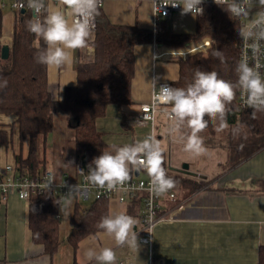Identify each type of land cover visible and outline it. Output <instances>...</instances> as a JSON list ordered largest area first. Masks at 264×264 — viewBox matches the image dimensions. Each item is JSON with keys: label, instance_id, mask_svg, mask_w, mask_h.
I'll list each match as a JSON object with an SVG mask.
<instances>
[{"label": "crops", "instance_id": "obj_1", "mask_svg": "<svg viewBox=\"0 0 264 264\" xmlns=\"http://www.w3.org/2000/svg\"><path fill=\"white\" fill-rule=\"evenodd\" d=\"M12 1L0 0V43L9 47L13 41L19 12L12 8ZM102 7L113 23L137 25L152 29L154 33L162 25L175 33H192L196 29L198 16L182 15V11L155 23L152 3L147 0H105ZM209 39L211 40L210 37ZM209 39L198 42L199 46L207 48ZM205 40H208V44L204 43ZM190 43L193 41L185 44ZM168 47L180 48L156 40L136 46L135 74L131 88L133 102L122 107L110 105L106 115L96 121L97 129L104 133L108 147L123 146L148 137L149 127L134 123L138 105L150 100L154 91L151 82L154 79L157 88L162 82L171 83L176 80L179 77L178 58L189 54L184 50L185 47ZM88 55H91L88 48L79 49L75 51L74 62L70 67H47L48 87L56 99L63 96L66 86L76 84L77 63L81 56L85 58ZM58 116L63 121L60 135L52 139L53 146L58 151L50 161L45 148L43 169L52 170L58 179L67 176L74 178L78 176L76 170L81 163L76 157L75 132L68 126L66 112L58 109L54 123ZM123 117H126L125 122ZM173 123L166 114H158L157 139L165 154L169 144L171 149L175 142L184 143V135L188 131L183 128L179 133L172 132ZM54 128L55 126L51 133L57 134ZM54 156L56 159H53ZM227 159L222 170L212 179L206 172L191 170L190 162L189 170L193 174L174 169L181 168L185 160L175 164L173 168L170 166L171 175H177L179 181L174 189L181 193L177 194L172 189L177 198L170 200L164 196L163 204L165 209L175 210L176 217L155 227L152 245L140 240L139 223V227L135 229L139 245L136 248H115L114 242L104 236L102 231L85 236L75 248L68 241L70 219L77 203L72 199L70 204L65 200L60 206L61 241L56 252L48 254L42 244L34 242L30 223L27 227L20 223L23 216L29 220L30 212L24 213V205L29 200L21 199L13 193L0 203V264H90L84 256L85 250L104 246L115 248L117 264L120 261L135 264H149L150 261L151 264H260L259 248L264 245V146L236 164L231 163L230 153ZM6 165L0 166V170ZM138 175L133 172L131 176ZM181 180L187 181L186 186ZM194 182L203 185L193 193H187ZM181 204L183 207L177 209ZM108 206L109 214L123 212L139 222L144 209L141 198H131L124 202L109 199Z\"/></svg>", "mask_w": 264, "mask_h": 264}, {"label": "trees", "instance_id": "obj_2", "mask_svg": "<svg viewBox=\"0 0 264 264\" xmlns=\"http://www.w3.org/2000/svg\"><path fill=\"white\" fill-rule=\"evenodd\" d=\"M102 8H99L97 27L89 41L94 46V52L85 58L81 56L76 66L77 82L75 85L66 86L59 100L48 87L47 66L37 63L35 59L37 51L44 47V43L26 28V22L32 17L30 9L18 10L7 58L1 56L3 44L0 43V83L7 80V87L0 88V114L16 116L20 143H28L25 155L23 152L15 154V166L22 173L35 175L44 165L46 140L53 130L58 109L67 114L68 126L75 132L76 157L86 170L93 158L107 149L108 143L104 139V133L97 129L96 121L106 115L110 105L122 107L133 102L131 88L137 45L156 40L165 45L184 48L186 42L210 37L211 45L209 44L206 52L200 51L204 49H197L178 58L179 77L170 83L171 86L186 87L192 81L197 67L204 71H216L225 80L235 82L237 79L235 67L239 59L238 31L241 30V24L238 18L231 19L215 3L205 5L204 13L197 17L196 29L192 33H175L166 25H162L154 33L152 29L137 25L116 24ZM183 45L185 46L182 47ZM216 50L223 53V62L213 54ZM205 119L208 120V126L214 121L209 117ZM125 121L126 117H123V122ZM225 121L244 125L252 136L245 141L236 137L231 139L229 153L232 164L240 162L264 146V112L257 113L256 118H253L252 109L238 107L237 95L228 106ZM7 125L8 123L0 122V145L9 141ZM164 157L167 174L179 183L177 175H171L165 150ZM181 182L186 186L187 181ZM202 185L203 183L194 182L189 188L194 192ZM76 202L68 235V241L75 248L85 236L102 231L97 224L102 216L109 214L108 199H93L88 205H83L81 201ZM29 203L36 210L29 214L33 240L42 244L45 251L52 255L61 241V203L50 193L32 196ZM259 262L264 264V245L259 248Z\"/></svg>", "mask_w": 264, "mask_h": 264}, {"label": "clouds", "instance_id": "obj_3", "mask_svg": "<svg viewBox=\"0 0 264 264\" xmlns=\"http://www.w3.org/2000/svg\"><path fill=\"white\" fill-rule=\"evenodd\" d=\"M204 2L205 0H171L167 5L181 7L182 15L192 14L197 17L204 13ZM101 3L102 0H22L21 7L32 11L31 19L26 22L27 30L44 43V47L36 53V62L49 68H66L73 64L76 50L90 49L89 41ZM213 3L227 12L231 19L235 17L250 20L248 25L238 31L241 40L248 45L249 55L242 57L236 64V81L225 80L216 71H204L197 67L192 81L186 87L176 88L163 84L156 92V79L151 82L154 90L153 107L171 106L170 119L174 122L171 131L179 133L187 128L184 151L195 156L205 155L208 151L204 138L200 135L208 127L205 117L212 120L219 118L221 123L217 131L225 129L228 106L236 98L238 90L246 106L252 109L253 118H256L257 113L264 112V62L261 61L264 56V0H213ZM160 6L158 5V10ZM254 7L259 10L253 15ZM213 54L221 62L224 61L220 50ZM6 87L7 80H3L0 88ZM164 163V150L159 140L149 135L143 140L123 146L110 145L93 158L87 166V172L82 169L78 171L89 185L107 191L124 190L133 172L144 171L150 178L148 191L159 197L176 187V181L167 174ZM53 182L54 178L49 177L46 187L51 189ZM83 194L79 185L69 186L65 198L70 204L75 195ZM35 211L32 203H25V214ZM20 223L27 227L30 221L23 216ZM139 223L131 215L112 212L102 216L97 227L114 242L115 248H136L139 245L135 229L139 227ZM115 248L89 247L84 256L90 264L93 261L95 264H117Z\"/></svg>", "mask_w": 264, "mask_h": 264}, {"label": "built area", "instance_id": "obj_4", "mask_svg": "<svg viewBox=\"0 0 264 264\" xmlns=\"http://www.w3.org/2000/svg\"><path fill=\"white\" fill-rule=\"evenodd\" d=\"M145 1V0H140ZM152 3L153 15L155 23H158L162 18H171L175 13L181 12V7H173L167 5L171 0H147ZM22 0H13L11 3L12 8L21 10L26 9L27 7H21ZM105 0H102L100 7L103 6ZM207 3H213V0H205L202 7L204 8ZM158 5H161L158 10ZM259 9L254 7L252 9V14H255ZM166 13V14H165ZM241 28L245 27L250 23L244 21V18L239 19ZM97 27V18L95 19V29ZM93 31V32H94ZM211 45V40H210ZM209 45V47H210ZM90 54L94 52V46L90 44V49L88 48ZM264 51V49H262ZM245 55H249L248 45L245 44L239 39V59ZM250 58V57H249ZM251 59V58H250ZM261 61L264 62V56L261 57ZM264 72V70H262ZM168 84L169 82H162L159 84ZM159 87L155 89L158 92ZM152 92L151 98L149 101L142 102L138 105V113L134 119L136 125H143L149 127L148 136L152 135L156 138L157 135V123H158V114L164 113L167 115L170 121V105H157L153 107L152 105ZM237 104L241 109L248 108L244 103V99L241 93L238 90L237 94ZM78 169H82L85 172L84 165L80 163L77 167L76 173L77 177L71 178L67 176L63 179H58L55 173L50 169H41L39 173L35 175L22 173L18 168L13 164H7L2 170H0V203L6 201L11 194H16L19 198L24 200H29L32 196L41 195L44 193H50L56 196L58 201L62 204L66 198L65 196L69 192V186L79 185L80 189L83 191V195H75L73 199L76 201L88 200L91 196L93 199H117L120 202H124L128 199L141 198L144 203V209L140 217V240L148 245H152L154 240V230L155 227L162 222L171 221L175 216V210L165 209L166 207L163 204V197L167 196L170 200H175L176 193L173 190H170L169 193L156 197L148 191V185L150 183V178L144 171H140L138 176H131V180L124 186V190L117 191H107L105 189H99L89 185L84 177L79 174ZM141 173V174H140ZM142 174L145 177H142ZM49 177L54 178V182L51 186V189L46 187V182ZM183 205H179L177 209L182 208ZM143 229V230H142ZM150 232V233H149ZM150 261L149 264H151ZM119 264H135L128 263L125 261H120Z\"/></svg>", "mask_w": 264, "mask_h": 264}, {"label": "rangeland", "instance_id": "obj_5", "mask_svg": "<svg viewBox=\"0 0 264 264\" xmlns=\"http://www.w3.org/2000/svg\"><path fill=\"white\" fill-rule=\"evenodd\" d=\"M254 15V14H253ZM244 21L249 22L250 20L247 18H244ZM205 38V37H204ZM203 39V38H202ZM200 39L199 41H201ZM199 41H193V42H199ZM204 43L208 44V40H205ZM186 45V44H185ZM183 45L182 47H184ZM203 49L204 47L199 46L198 43H190L189 45H186L184 50L187 52H192L197 49ZM208 48L200 51L206 52ZM199 52V51H198ZM16 116L14 114H0V122L8 123L6 126L9 130V141L5 145H0V166H4L6 164H13L15 165V154L19 152H23V154L27 153L28 149V143L25 141L22 145L20 143L19 138V130H18V124L15 122ZM61 116H58L54 123V130L57 131L50 133L48 136V141L46 143V150L48 154V159L51 161L52 156L56 154V149L53 146L52 139L54 137L59 136V130L60 125L62 123ZM221 121L219 118L213 121L212 124H210L207 129L200 133V135L204 138L205 146L207 147L208 151L205 155L202 156H195L192 153L185 152L184 151V143L175 142L171 145L167 146L166 149V158L168 161V164L170 166L174 167L175 164L181 163L182 160H185V163L190 162V168L191 170H200L203 172H206L209 175V178H215L220 170H222V165L226 162L227 157L230 152L229 144L231 139L234 137L236 138H242L244 141L245 139H249L248 137H252L250 135V131L247 127L244 125H241L239 123H227V127L223 129L222 131H217V128L219 127ZM187 129V128H186ZM249 134V135H248ZM241 139V140H242ZM53 159H56L54 156ZM183 164V163H182ZM43 170V166L41 168ZM142 177H145V175H142ZM177 194L181 193V191L177 189H173ZM192 189L188 190L187 193L191 194L193 192ZM93 201V196H91L88 200H82L83 205H88ZM64 236V234H63Z\"/></svg>", "mask_w": 264, "mask_h": 264}, {"label": "water", "instance_id": "obj_6", "mask_svg": "<svg viewBox=\"0 0 264 264\" xmlns=\"http://www.w3.org/2000/svg\"><path fill=\"white\" fill-rule=\"evenodd\" d=\"M24 9H22L23 11ZM9 52H10V47L9 45H3L2 50H1V56L2 58H7L9 56ZM173 168V167H172ZM175 170H179L182 172H185L187 174H193V172H191L189 170V164L188 163H184L183 166L181 168H174ZM139 173L135 172V175H138Z\"/></svg>", "mask_w": 264, "mask_h": 264}]
</instances>
